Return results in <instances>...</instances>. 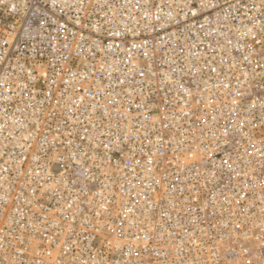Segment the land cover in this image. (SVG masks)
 <instances>
[{
  "label": "built area",
  "instance_id": "2783aa9c",
  "mask_svg": "<svg viewBox=\"0 0 264 264\" xmlns=\"http://www.w3.org/2000/svg\"><path fill=\"white\" fill-rule=\"evenodd\" d=\"M0 264H264V0H0Z\"/></svg>",
  "mask_w": 264,
  "mask_h": 264
}]
</instances>
